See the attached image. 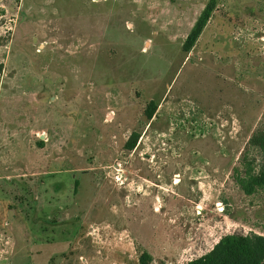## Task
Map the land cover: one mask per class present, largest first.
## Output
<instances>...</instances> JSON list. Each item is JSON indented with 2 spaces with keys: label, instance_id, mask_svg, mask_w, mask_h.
<instances>
[{
  "label": "rangeland",
  "instance_id": "1",
  "mask_svg": "<svg viewBox=\"0 0 264 264\" xmlns=\"http://www.w3.org/2000/svg\"><path fill=\"white\" fill-rule=\"evenodd\" d=\"M209 1L0 0V264H186L264 236V189L237 183L261 160L264 0H213L185 53Z\"/></svg>",
  "mask_w": 264,
  "mask_h": 264
},
{
  "label": "trees",
  "instance_id": "2",
  "mask_svg": "<svg viewBox=\"0 0 264 264\" xmlns=\"http://www.w3.org/2000/svg\"><path fill=\"white\" fill-rule=\"evenodd\" d=\"M214 9V2L210 0L187 35L182 51L190 52L206 26ZM0 65V74H1ZM156 103L150 101L145 109L148 121L156 111ZM139 135L133 132L125 142V150L131 151L138 142ZM40 146L42 144L40 143ZM250 151L261 157L259 164L250 152L241 157L245 171L237 178V183L246 195H252L258 189H264V132L254 133L248 140ZM249 151V150H248ZM253 154V153H252ZM254 154V155H255ZM257 156V155H256ZM77 182H75V185ZM151 256L147 252L141 253L137 264H150ZM186 264H264V236L258 234H228L222 236L213 248L206 254L188 261Z\"/></svg>",
  "mask_w": 264,
  "mask_h": 264
}]
</instances>
